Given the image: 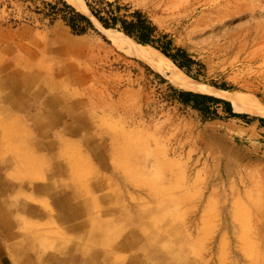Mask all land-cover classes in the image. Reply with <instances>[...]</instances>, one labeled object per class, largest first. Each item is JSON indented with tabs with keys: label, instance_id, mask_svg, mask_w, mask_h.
Masks as SVG:
<instances>
[{
	"label": "rangeland",
	"instance_id": "1",
	"mask_svg": "<svg viewBox=\"0 0 264 264\" xmlns=\"http://www.w3.org/2000/svg\"><path fill=\"white\" fill-rule=\"evenodd\" d=\"M56 1L0 0V256L264 264V0H119L188 51L190 75L85 0L66 1L96 29L73 34L45 15ZM172 86L248 118L204 115Z\"/></svg>",
	"mask_w": 264,
	"mask_h": 264
},
{
	"label": "trees",
	"instance_id": "2",
	"mask_svg": "<svg viewBox=\"0 0 264 264\" xmlns=\"http://www.w3.org/2000/svg\"><path fill=\"white\" fill-rule=\"evenodd\" d=\"M86 5L94 17L107 30L117 29L124 35L132 38L142 45H150L158 49L170 58L179 68L190 75V68L197 61L185 48L176 47L168 33L161 32L150 16L141 9H132L127 4H120L119 0H85ZM61 4V6H59ZM50 10L45 15L52 20L60 18L70 27L73 34L82 35L90 30L96 29L95 23L90 15L76 9L66 0H57L49 3ZM112 28V29H110ZM173 51V52H172ZM174 98L185 106L192 107L202 114H210L211 117H219L218 106L223 105L224 111L230 117L247 119L248 114L237 113L229 100L213 95L203 94L187 90H179L172 86ZM264 126V118L258 119Z\"/></svg>",
	"mask_w": 264,
	"mask_h": 264
},
{
	"label": "bare ground",
	"instance_id": "3",
	"mask_svg": "<svg viewBox=\"0 0 264 264\" xmlns=\"http://www.w3.org/2000/svg\"><path fill=\"white\" fill-rule=\"evenodd\" d=\"M69 1L73 3L75 6H77L78 8H82V4L79 0H69ZM106 35H107V38H109L113 42L116 41V37L114 36L113 33L107 32ZM122 37H124V35ZM138 51L144 57V59L152 61L158 67H159L160 59L164 58V56L159 51L155 50L154 48L150 46L141 47L138 49Z\"/></svg>",
	"mask_w": 264,
	"mask_h": 264
},
{
	"label": "crops",
	"instance_id": "4",
	"mask_svg": "<svg viewBox=\"0 0 264 264\" xmlns=\"http://www.w3.org/2000/svg\"><path fill=\"white\" fill-rule=\"evenodd\" d=\"M77 42V45H83L86 47H93L95 46V41L93 38H89V37H82V38H74V43ZM264 129V126H263ZM0 264H8L7 258L6 257H2L0 256Z\"/></svg>",
	"mask_w": 264,
	"mask_h": 264
},
{
	"label": "water",
	"instance_id": "5",
	"mask_svg": "<svg viewBox=\"0 0 264 264\" xmlns=\"http://www.w3.org/2000/svg\"><path fill=\"white\" fill-rule=\"evenodd\" d=\"M211 95V94H210ZM213 96H215V95H213ZM217 97V96H216ZM235 111V110H234Z\"/></svg>",
	"mask_w": 264,
	"mask_h": 264
}]
</instances>
